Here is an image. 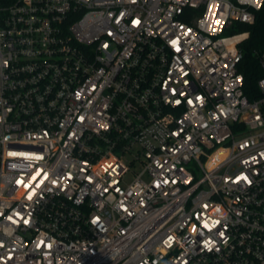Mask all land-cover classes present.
<instances>
[{"label": "built area", "instance_id": "1", "mask_svg": "<svg viewBox=\"0 0 264 264\" xmlns=\"http://www.w3.org/2000/svg\"><path fill=\"white\" fill-rule=\"evenodd\" d=\"M263 3L0 2V264H264Z\"/></svg>", "mask_w": 264, "mask_h": 264}, {"label": "trees", "instance_id": "2", "mask_svg": "<svg viewBox=\"0 0 264 264\" xmlns=\"http://www.w3.org/2000/svg\"><path fill=\"white\" fill-rule=\"evenodd\" d=\"M13 0H0L8 3ZM239 31H249L248 38L242 44V58L237 64V69L243 75V93L250 100L260 95L258 80L264 75L258 61V54L264 46V3L255 13L252 24H241Z\"/></svg>", "mask_w": 264, "mask_h": 264}]
</instances>
